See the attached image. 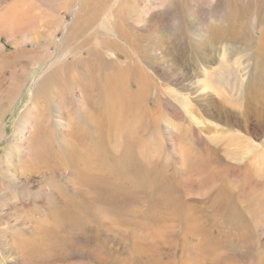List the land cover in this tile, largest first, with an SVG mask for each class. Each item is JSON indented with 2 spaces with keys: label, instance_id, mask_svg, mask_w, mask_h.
Listing matches in <instances>:
<instances>
[{
  "label": "rangeland",
  "instance_id": "rangeland-1",
  "mask_svg": "<svg viewBox=\"0 0 264 264\" xmlns=\"http://www.w3.org/2000/svg\"><path fill=\"white\" fill-rule=\"evenodd\" d=\"M1 106L0 264H264V0H0Z\"/></svg>",
  "mask_w": 264,
  "mask_h": 264
},
{
  "label": "bare ground",
  "instance_id": "bare-ground-1",
  "mask_svg": "<svg viewBox=\"0 0 264 264\" xmlns=\"http://www.w3.org/2000/svg\"><path fill=\"white\" fill-rule=\"evenodd\" d=\"M36 104V102H35V98L33 99V101H32V103H31V106H29L27 109H26V111L23 113V115L21 116V119H20V121H23V123H30L31 122V120L30 119H34V116H35V113L32 111V108H33V106ZM7 111V107L6 106H1L0 107V119H2V115L5 113ZM29 112V115L28 116H26V113H28ZM62 122V121H61ZM23 123H21V124H19V122H18V124H17V127H16V131H15V133L12 135V137L8 140L9 142H8V144H7V146H6V148H5V151H4V155H5V157H4V159L3 160H5L6 158H8V157H10L12 154H11V151L13 150V144L12 143H15V141H17V139H18V134L20 133V132H22V130L24 129V124ZM64 123V122H63ZM66 126H68V124L66 125ZM66 133V132H65ZM0 134H1V124H0ZM2 138V136H0V141H2L3 139H1ZM30 140H32V139H30ZM2 248V247H1Z\"/></svg>",
  "mask_w": 264,
  "mask_h": 264
}]
</instances>
